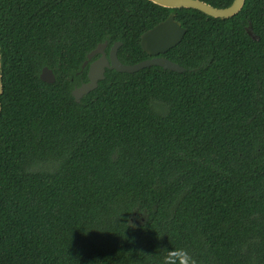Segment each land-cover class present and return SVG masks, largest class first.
I'll list each match as a JSON object with an SVG mask.
<instances>
[{"label": "trees", "instance_id": "obj_1", "mask_svg": "<svg viewBox=\"0 0 264 264\" xmlns=\"http://www.w3.org/2000/svg\"><path fill=\"white\" fill-rule=\"evenodd\" d=\"M171 12L184 71L106 68L75 99L98 43L141 61ZM0 49V264H264V0H0Z\"/></svg>", "mask_w": 264, "mask_h": 264}, {"label": "water", "instance_id": "obj_2", "mask_svg": "<svg viewBox=\"0 0 264 264\" xmlns=\"http://www.w3.org/2000/svg\"><path fill=\"white\" fill-rule=\"evenodd\" d=\"M152 2L167 8H193L197 9L209 16L213 17H230L240 11L245 0H233V2L225 7H217L204 0H151ZM186 32V28L182 26L179 20L175 18V13L171 12L164 19L156 23L153 27L145 30L140 37V45L142 49L149 55L141 61L132 64L123 63L118 57V49L122 44L121 41H115L109 48V56L106 54L108 41L100 42L92 49L83 63V66L96 54H100L98 58L90 62L87 76L88 80L75 86L72 94L77 101L98 86V82L105 77L106 68L116 69L123 72H134L146 66L159 65L165 69L182 72L185 70L180 64L161 56V53L176 45ZM40 78L47 82L55 81L53 70L44 66L40 72ZM3 92L2 84V54L0 49V115L2 111L1 94Z\"/></svg>", "mask_w": 264, "mask_h": 264}, {"label": "flooded vegetation", "instance_id": "obj_3", "mask_svg": "<svg viewBox=\"0 0 264 264\" xmlns=\"http://www.w3.org/2000/svg\"><path fill=\"white\" fill-rule=\"evenodd\" d=\"M105 51H106V54H107V56H109V49L107 50V48L105 49ZM99 55L100 54H96L95 56H93L91 59H89L88 60V62L83 66V67H87V71H88V67H89V64H90V62H92L93 60H95L96 58H98L99 57ZM83 82H85V81H83ZM82 82V83H83Z\"/></svg>", "mask_w": 264, "mask_h": 264}, {"label": "clouds", "instance_id": "obj_4", "mask_svg": "<svg viewBox=\"0 0 264 264\" xmlns=\"http://www.w3.org/2000/svg\"><path fill=\"white\" fill-rule=\"evenodd\" d=\"M83 67V66H82Z\"/></svg>", "mask_w": 264, "mask_h": 264}]
</instances>
